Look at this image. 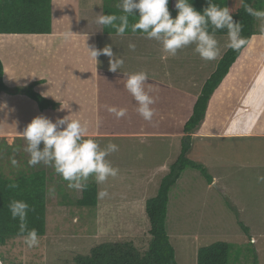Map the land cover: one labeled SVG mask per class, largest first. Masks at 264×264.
<instances>
[{
	"label": "rangeland",
	"instance_id": "374dc122",
	"mask_svg": "<svg viewBox=\"0 0 264 264\" xmlns=\"http://www.w3.org/2000/svg\"><path fill=\"white\" fill-rule=\"evenodd\" d=\"M81 2L90 6L92 16L102 0ZM256 29L258 34L212 95L203 121L190 132L187 157L204 166L213 182L200 170L187 167L170 190L167 231L179 264H197L198 250L216 241L231 244L230 264H264V182L258 181L264 176V28L260 20ZM215 38L219 55L205 61L194 51L195 45L170 56L145 34L99 36V48L110 45L114 59L124 62L113 73L110 58L99 56L98 137L90 136L96 137L101 148L109 142L118 145L119 150L106 159L119 174L97 184L99 192L106 190L108 196L98 198L95 208L78 206L81 190L69 188L53 167L30 166L26 140L17 138L15 146L0 140V174L16 176L40 169L48 174L46 235L39 236V245L32 248L24 237L9 239L0 246V264H72L77 254L122 240L147 249L151 223L146 202L157 195L162 178L178 160L184 125L203 84L228 48V35ZM129 43L136 45L135 50ZM138 71L148 74L145 90L151 88L149 94L156 98L151 122L139 115L136 101L124 87V73ZM106 105L127 108V115L117 119ZM214 183L225 188L231 202ZM240 221L250 228L251 237Z\"/></svg>",
	"mask_w": 264,
	"mask_h": 264
},
{
	"label": "trees",
	"instance_id": "16d2710c",
	"mask_svg": "<svg viewBox=\"0 0 264 264\" xmlns=\"http://www.w3.org/2000/svg\"><path fill=\"white\" fill-rule=\"evenodd\" d=\"M176 0H169V10L173 17L177 15ZM193 6L202 11L208 6V0H190ZM120 0H104L101 15H122L118 7ZM220 8H227L234 20L242 25L241 36L248 42L239 50L227 48L218 61L216 69L205 81L201 92L194 103L193 112L184 125L183 144L180 156L174 162L167 175L162 178L158 193L146 202V213L151 223V239L144 251L132 241L104 242L93 247L88 254H77L72 264H179L176 258V250L167 231V215L170 200V190L180 178L187 167L201 171L209 183L213 177L207 169L187 157L191 148L192 134L203 121L208 103L225 77L231 72L243 50L249 45L252 38L258 34L255 17L245 11V6H251L256 10H264V0H213ZM94 10L92 17L93 27L90 33L117 34L116 29L110 26L98 25ZM138 16V11L136 12ZM129 16V27L124 35H142L141 31L132 32L131 25L139 18ZM119 23V21H117ZM53 31L52 0H0V33L17 34H49ZM209 31L213 29L209 25ZM227 35V29L215 30L214 36ZM35 83L25 87H17L11 90L4 81V64L0 58V94L3 91L23 93L37 101L40 109L57 108L59 104L46 98L34 89ZM95 139L94 137L89 136ZM1 140V137H0ZM8 146H15L16 144ZM2 173V172H0ZM93 176L86 182V187L81 189L82 196L77 200L78 206L95 208L98 206V185ZM16 185L17 187H10ZM47 194L48 174L44 169L34 172H25L16 176L0 174V246L7 244L8 240L16 237H24L26 233L20 231L19 218L13 219L9 210V204L13 200L25 201L29 205L26 217L27 230L36 229L38 236L47 233ZM242 229L250 236V228L240 221ZM232 258V246L226 241H216L198 250L197 264H230Z\"/></svg>",
	"mask_w": 264,
	"mask_h": 264
},
{
	"label": "clouds",
	"instance_id": "9594fccd",
	"mask_svg": "<svg viewBox=\"0 0 264 264\" xmlns=\"http://www.w3.org/2000/svg\"><path fill=\"white\" fill-rule=\"evenodd\" d=\"M168 4L169 0H120L118 7L122 15H99L95 22L98 25L113 27L118 35H124L129 27V16H137L138 11L139 19L131 25L132 32L141 31L146 38L158 41L163 51L170 56H175L179 50L189 45H195L194 51L205 61L215 60L219 55L215 30L227 29V46L233 50L241 49L248 42L241 36V23L234 20L227 8H220L213 0H208V6L202 11L197 10L190 0H176L175 17L172 16ZM245 11L260 20L264 28V10H256L246 5ZM209 25L213 29L212 32L209 31ZM128 47L135 50L136 45L129 43ZM88 50L90 56L97 61L100 55L108 56L109 71L113 73L123 65V59H114L115 53L110 45L103 48L88 45ZM124 76L127 77L124 87L138 105L136 111L144 120L151 122L155 114L152 105L156 98L149 94L151 88L145 90L148 74L138 71L132 74L124 73ZM45 93L42 95L48 96ZM64 109L68 107L61 102L60 110ZM106 109L117 119L125 117L128 111L127 108L115 105H106ZM22 137L27 142L24 151L30 156L28 164L36 166L43 163L53 167L57 174L68 181V187L71 189L81 190L86 187L90 176H94L97 184H102L109 177L119 174V169L113 167L106 159L111 153L119 150L118 145L109 142L101 148L95 139L89 137L87 122L72 118L71 115L57 118L55 121L44 115L36 116L24 128ZM11 162L14 166L17 163L15 158ZM258 181L264 182V176L258 177ZM97 195L98 198H104L108 196V192L100 191ZM9 210L12 218H19L21 222L20 231L26 233L24 243L27 247L38 246L40 240L37 230H27L25 223L29 205L25 201L13 200L9 204Z\"/></svg>",
	"mask_w": 264,
	"mask_h": 264
},
{
	"label": "crops",
	"instance_id": "0c3cea01",
	"mask_svg": "<svg viewBox=\"0 0 264 264\" xmlns=\"http://www.w3.org/2000/svg\"><path fill=\"white\" fill-rule=\"evenodd\" d=\"M99 4L95 6L96 17L102 13L104 0ZM90 11V6L81 0H52L51 33H0V58L6 85L14 90L35 83L37 92H46V98L59 104L57 108L42 110L26 94L1 92L0 137L9 145L23 138L24 128L39 115L53 121L71 115L87 122L89 136L97 135L99 57L97 61L90 56L88 45L99 48V36L104 33L89 32V23L90 27L94 23ZM61 102L68 109L61 111ZM18 104L23 105L21 109Z\"/></svg>",
	"mask_w": 264,
	"mask_h": 264
},
{
	"label": "water",
	"instance_id": "95a60500",
	"mask_svg": "<svg viewBox=\"0 0 264 264\" xmlns=\"http://www.w3.org/2000/svg\"><path fill=\"white\" fill-rule=\"evenodd\" d=\"M213 185H214V186H215L220 192H222V193L225 195V197L227 198V200H228L229 202H231L230 197H229V194L227 193V191L225 190V188L218 186L216 183H214Z\"/></svg>",
	"mask_w": 264,
	"mask_h": 264
}]
</instances>
